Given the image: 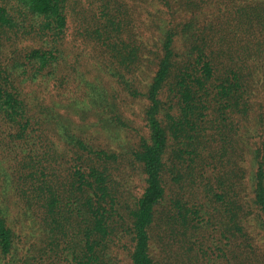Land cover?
<instances>
[{"label":"trees","instance_id":"16d2710c","mask_svg":"<svg viewBox=\"0 0 264 264\" xmlns=\"http://www.w3.org/2000/svg\"><path fill=\"white\" fill-rule=\"evenodd\" d=\"M83 58L106 76L65 115L84 138L60 112ZM261 87L264 0H0L3 264H264Z\"/></svg>","mask_w":264,"mask_h":264},{"label":"rangeland","instance_id":"374dc122","mask_svg":"<svg viewBox=\"0 0 264 264\" xmlns=\"http://www.w3.org/2000/svg\"><path fill=\"white\" fill-rule=\"evenodd\" d=\"M87 5V2L85 3ZM95 5H88L85 10H90L93 9ZM83 36L80 35L79 30L74 28L73 26L69 30V35H67L64 40H63V46H66L67 48H70V46L77 47V48H82L85 45V41H83ZM34 42H39V39H36L33 37H30L28 39L27 43H34ZM59 48L61 49L60 45ZM89 49V48H87ZM74 53L71 51L70 56L73 55ZM96 59H99L98 57H94ZM101 60H89L88 58H83V61L79 65V70L77 73V80H75V83L73 82L72 87H68L67 91V97L64 98V100L61 103V114H63L62 121L70 128L73 132H75L78 136H82L83 138L94 132V129H91L89 124H83L82 123H88V122H78L79 117L81 119L85 120H91L92 114L96 113L94 111H91L87 105V102L89 101V98L91 96V83H94L97 78H100L102 80L105 79V72L104 68L102 66ZM72 84V82H71ZM30 86V87H29ZM38 86V84H30L26 87L28 91V100L29 103L33 106L35 102L39 101L42 103H47V104H52L55 103L59 100L58 95L53 94L54 96V101H50L47 99L43 94L38 92L35 87ZM263 89V90H262ZM30 92V93H29ZM259 96L263 95L264 96V87H261V91H259ZM129 105L130 109H134L138 111L140 109V104L139 100L136 103L133 102H126ZM34 107V106H33ZM71 108H83L80 110L79 117L72 115V118L76 120V122L72 119H66L65 115L68 114V111ZM258 109V108H256ZM35 115L40 118L44 119L46 116V112L43 110L42 107H37L34 108ZM260 110H257L256 115H259L258 113ZM253 116V120L255 125L254 127L258 126V118ZM59 130V126H55V131ZM135 130V129H134ZM126 137V133H122ZM135 134V133H133ZM127 139L131 140L133 139L132 135H127ZM105 142V141H104ZM1 161V160H0ZM3 166L8 167L9 163H6L5 160H2L0 162ZM0 164V167H1ZM135 173H132L128 176L127 180L124 181V185L126 187V191L129 190L127 187L126 183H128L131 187L138 186V188H142L145 186V177L137 173L134 178H131ZM4 177V176H2ZM0 176V178H2ZM141 180V183L139 182ZM8 181L6 180L4 183L2 180H0V207H4V209H9L10 213H13V202L15 204L21 203V198L19 195L15 192H10L11 186L8 187ZM135 191V189H133ZM201 240V239H200ZM121 248H123L121 246ZM120 254V255H119ZM118 257L121 258V263L122 264H128L129 263V257H127L128 250L123 249L119 252ZM0 264H3L1 261V255H0Z\"/></svg>","mask_w":264,"mask_h":264}]
</instances>
